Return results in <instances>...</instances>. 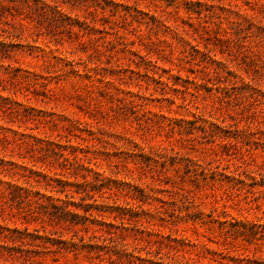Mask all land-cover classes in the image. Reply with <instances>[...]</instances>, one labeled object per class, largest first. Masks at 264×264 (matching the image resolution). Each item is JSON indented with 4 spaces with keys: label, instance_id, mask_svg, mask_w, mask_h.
<instances>
[{
    "label": "rangeland",
    "instance_id": "obj_1",
    "mask_svg": "<svg viewBox=\"0 0 264 264\" xmlns=\"http://www.w3.org/2000/svg\"><path fill=\"white\" fill-rule=\"evenodd\" d=\"M256 1L0 0V225L52 240L0 237V264H264V14ZM206 51L220 66L203 61ZM213 123L215 137L204 135ZM45 137L65 154L75 147L118 188L114 201L94 192L96 202L83 204L115 202L138 215L122 225L116 212L101 219L93 211L97 222L77 227L28 215L33 206L13 199L9 184L60 202L64 194L28 171L70 183L85 174L32 152ZM101 221L115 225L111 233ZM239 221L249 223L245 236L235 233ZM79 236L105 249H84Z\"/></svg>",
    "mask_w": 264,
    "mask_h": 264
},
{
    "label": "trees",
    "instance_id": "obj_2",
    "mask_svg": "<svg viewBox=\"0 0 264 264\" xmlns=\"http://www.w3.org/2000/svg\"><path fill=\"white\" fill-rule=\"evenodd\" d=\"M198 5L200 4L199 2L197 3ZM256 5L258 6L259 13L264 14V0H257ZM191 10H188V12ZM200 14V13H199ZM215 17L216 13H212L211 17ZM251 17L244 12L242 16L243 22L247 23V30H251L252 23L249 21ZM213 25L217 26V29L219 30L218 23L213 22ZM237 27H239V30L241 31L242 28H240L243 23L241 22H236ZM206 32L209 31V27L207 26H201ZM245 28V29H246ZM211 30V29H210ZM244 30V28H243ZM242 30V31H243ZM217 41L223 42V39L216 38ZM208 51L202 53V59L207 63V61L210 64H216L217 67L220 66V63L213 60L211 57L208 56L209 53ZM141 58V57H140ZM158 67V66H157ZM204 69H208V66H203ZM165 71V70H164ZM215 71V69H213ZM166 72H169L166 70ZM173 77V76H170ZM175 78H179V76H175ZM37 122L40 124H45L47 121L45 119H37ZM191 123H195V121H192ZM212 127H209L208 129H205L204 127L201 128L202 133L205 135L209 134L211 137H215L216 133L214 129H218L219 126L215 123L211 124ZM214 128V129H213ZM221 146L225 147V144H222ZM31 151L34 152L35 150L39 151H44L46 153H51L54 156H56V162L57 165L64 171L73 170H81L85 172V174H82L83 181L82 182H76V183H70L67 180H62L59 178H52L48 177L45 173L42 172H37L33 170H29L28 174L29 176H24L28 177L31 180L35 181V183L40 184L39 180L41 179L42 181L45 182V187L47 189H50L49 191H53L58 194H64V197L67 199V201H60V202H55L51 196H45L43 194H40L38 191L35 193H32L28 190H25L17 185L9 184L10 188V194L13 199H18L22 201H26L30 206H33L32 209H28V215H32L34 217V213H40L37 211H41L49 216L54 217L57 221L63 222L64 224L68 226H73L77 227L79 225L85 226L87 221H91V223L97 222L95 219V215L93 214V211H95V214L101 219L105 217V215H112L113 212H116V215L113 216V219L116 218V216L121 217V223L122 225L124 224L123 220L125 219V215L129 213L131 218L136 217L138 213L134 209H126L123 207H120L115 204V202L112 203V205L109 204H101V205H95L93 203L96 202L94 199V192H97L99 194L100 199L105 200V199H110L114 201L112 198L113 196L117 195L118 188L116 187V192L113 189L111 185H109V180L102 177V175L93 170L92 168H89V166H85V162L90 164V158H82L77 155V149L75 147H72L70 152L68 154H65L63 151L66 150L65 147L61 146V143L56 140H50L49 138L45 137L42 139H35L34 144L30 145ZM0 164H3V160L0 159ZM91 175V179H87V176ZM36 178V179H35ZM74 188V189H73ZM73 189V190H72ZM84 193V197H80V202L82 203H75L72 201H69V199L74 198V193L75 194H81ZM87 199H93V203L89 204H83L85 202V198ZM56 201H59L58 199ZM115 205V206H114ZM71 207L77 209L80 207L83 210V215H80L79 213L75 212ZM89 218H92L91 220ZM239 224L242 225L243 230H235V233L239 236H245L247 230H245V227L248 223V221H239ZM99 225L104 226L105 228H109L105 232L111 233L110 229L115 227V225L111 222H105L101 221L98 222ZM253 225L249 228V231H251L249 234H251V238L253 237ZM87 227H85L86 229ZM7 232V234L5 233ZM156 235H159V237L162 238L161 233L156 230L155 231ZM77 235V232L76 234ZM74 235V236H75ZM0 237L10 239L12 241H19L20 243H23L27 240H31V243H35L37 240L43 241L44 244L46 243H51L52 240L48 238L46 235L40 236L35 233H30L27 228L24 229H18V228H13L9 229L5 226L0 225ZM94 239H97L95 236H89L88 237V242H93ZM78 241L81 242V246L84 249H89V250H95L97 253L99 251H103L105 249V245H97V244H92L88 243L85 244V240L83 236L78 237ZM72 248L77 249V245L73 242L71 244Z\"/></svg>",
    "mask_w": 264,
    "mask_h": 264
}]
</instances>
